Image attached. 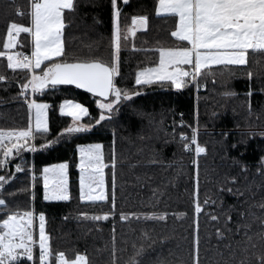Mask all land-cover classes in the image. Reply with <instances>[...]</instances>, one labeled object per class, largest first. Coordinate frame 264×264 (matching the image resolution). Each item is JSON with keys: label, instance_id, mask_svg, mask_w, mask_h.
Segmentation results:
<instances>
[{"label": "trees", "instance_id": "obj_1", "mask_svg": "<svg viewBox=\"0 0 264 264\" xmlns=\"http://www.w3.org/2000/svg\"><path fill=\"white\" fill-rule=\"evenodd\" d=\"M157 2L129 0L127 5H121L122 25H130L134 15L149 16V27L138 31L130 44L122 48V79L118 78L122 86L137 88L141 94L133 98L134 102L123 104L110 122H102L103 126H95L84 134L62 137L58 144L43 150L32 152L25 149L21 153L22 159L14 157V162L21 163L24 170L17 172L15 180L6 186L9 192L15 193L9 197L11 205L19 206L22 210L31 209L37 214L45 212L46 230L51 234L53 248L66 254L74 250L86 251L91 264H112L113 244L117 264H129L133 259L142 261V264H159L161 260L166 264H193L194 222L197 218L201 264H240L241 260L245 264H256L255 253L264 251V243L256 235L261 231L259 218H264V209L258 206L264 202V172L257 170L260 158L264 156V138L259 135L264 133V55H253L250 50L248 66L215 69L217 75L214 80H208L206 89L197 90L192 85L175 89L160 83L139 88L135 85L138 69L158 61V53L153 49L158 44L172 45L177 42L176 38L170 36V31L174 30V18L158 16L155 13ZM29 3L30 0H15L13 5L12 0H0V44L9 19L28 22V17L15 14L14 7L18 5L26 9ZM112 32L110 0H81L79 11L71 26L65 30L70 54H98L108 59ZM131 43H135L136 48H132ZM18 50L31 51L27 43ZM249 69L255 73L251 79L246 75ZM0 73L13 77L3 58H0ZM249 88L252 89L251 97L246 95ZM226 91L236 95L225 96ZM17 92L16 83L0 82V128L27 124L26 103L17 96ZM36 98L50 104L49 139L71 123V118L59 111V104L65 98L84 103L92 116H98V106L94 102L96 98L74 87L46 89L43 94L37 93ZM249 100L251 113L247 103ZM181 119L185 121L183 125ZM88 121L89 117H84V122ZM197 123L198 140L208 149L207 154L199 157L183 147L184 141L180 135L191 136L192 128ZM225 132L228 133L226 137L223 135ZM249 133L257 135L249 137ZM241 139H246L247 144L231 147ZM113 140L117 159V215L110 216L108 220L81 219L78 216L80 212L100 215L111 208V203L80 200L77 145L102 143L107 161ZM42 142L38 137L36 143ZM194 159L199 162V199L215 201L206 206L198 217L194 208ZM65 160L69 162L71 199L45 201L40 173L44 166ZM241 164L248 166L247 171L241 170ZM11 170L15 171L14 167ZM231 176L237 177V183L229 181ZM106 180L110 189V168L106 169ZM221 184L239 188L243 195L222 192ZM154 192L159 196L158 201ZM154 204L155 208L152 207ZM231 205L236 206L230 212L233 222L227 223L226 227L232 231L220 238L216 229L225 228V214ZM146 211H167L169 216L167 220H146L142 217L122 220L119 215L121 212ZM241 212L249 214L241 217ZM208 213L219 216L220 220H211ZM36 220L38 225V215ZM238 220L251 225L248 234L253 237L256 248H250L249 253L244 252L248 246L247 237L243 231L236 232L235 222ZM142 245L144 251L137 255V249Z\"/></svg>", "mask_w": 264, "mask_h": 264}, {"label": "snow or ice", "instance_id": "obj_2", "mask_svg": "<svg viewBox=\"0 0 264 264\" xmlns=\"http://www.w3.org/2000/svg\"><path fill=\"white\" fill-rule=\"evenodd\" d=\"M15 5V0H12ZM129 0H110L113 18V32L111 38V52L108 59L102 55L77 56L70 54L65 30L70 27L75 15L79 11L81 0H30L25 9L16 5L14 12L20 17H28V22H18L9 19L5 37L0 44V58L6 61L7 69L13 77L0 73V82H12L18 86L17 96L25 101L28 110L26 126L15 128H0V264H91L86 251L74 250L66 254L63 250H55L51 243V234L46 230V214H38L31 209H20L12 206L9 197L15 195L9 192L15 180L16 173L24 169L21 163L14 162V157H21L27 149L35 152L49 148L60 142L62 137L84 134L95 126H103L102 122H110L125 103L134 102L141 92L137 88L122 86L121 78V50L128 46L140 29L149 27L148 15H134L131 24H121L122 8ZM155 13L174 18V30L170 36L177 42L172 45L158 44L153 51L158 53V61L151 66L140 67L135 74V85L139 88L152 83L167 84L175 89H184L189 85L197 90L207 88L208 80L215 79L217 68L229 66H248L251 53L264 55V0H158ZM21 34H24L22 37ZM29 44L30 53L20 51L25 44ZM136 48L135 43H131ZM22 73L23 75H17ZM246 75L251 79L255 73L249 69ZM60 85H73L84 89L95 97L98 106V116H92L89 107L76 99L65 98L59 104V111L71 118V123L60 133L49 139V108L50 104L36 98L37 93L43 94L46 89H55ZM225 96L236 93L226 91ZM252 95V89L246 93ZM251 113V101H247ZM198 116V113H197ZM84 117L89 121L84 122ZM181 125L185 123L183 119ZM191 127V126H189ZM199 126L192 128L191 136L181 133L183 147L194 152L196 157L207 154V147L198 140ZM226 137L227 132L223 133ZM257 133H249L255 137ZM264 138V133H259ZM43 142L37 144V138ZM240 144H247L241 139L232 144L238 148ZM79 151L80 169L79 198L87 202L110 201L111 208L100 215L80 212L81 219L99 221L115 217L116 197V152L115 140L108 160H105L102 143H81L77 145ZM242 155V153H241ZM22 159V157H21ZM154 162V161H153ZM239 164L240 162L237 161ZM196 166V187L194 194V208L198 215L204 208L215 201L199 199V162L194 159ZM241 170L247 171L248 166L241 164ZM14 167L15 171L11 169ZM111 170V187L106 182L105 169ZM69 162L48 164L43 167L40 175L43 179L45 201H68L71 193L68 184ZM264 172V156L260 158L257 169ZM35 170H33V181ZM232 184L237 183V177H229ZM220 191L235 193L242 196L239 188L220 185ZM157 201V192L153 193ZM264 209V202L258 205ZM153 208L156 205H152ZM236 208L229 206L225 214V228H217L220 238L225 237L229 222H233L230 214ZM249 213L241 212V217ZM38 215V225L36 217ZM122 220L129 218H144L152 220H167V211H146L119 213ZM175 215V214H173ZM210 219L219 221L220 217L208 213ZM67 219V217H65ZM260 219L261 231L256 233L261 243H264V218ZM236 232L243 231L247 237L249 249H255L253 237L248 234L251 225L236 221ZM199 220L194 222L193 264H201L200 260V232ZM113 232L115 229L113 228ZM147 238V233L144 234ZM115 241V236H113ZM135 247V245H134ZM231 247V245H229ZM38 248V253H37ZM143 245L137 249V255L143 253ZM112 264H117L116 248L113 244ZM256 264H264V251L255 253ZM129 264H142V261L130 260ZM159 264H166L161 260ZM240 264H245L241 260Z\"/></svg>", "mask_w": 264, "mask_h": 264}, {"label": "rangeland", "instance_id": "obj_3", "mask_svg": "<svg viewBox=\"0 0 264 264\" xmlns=\"http://www.w3.org/2000/svg\"><path fill=\"white\" fill-rule=\"evenodd\" d=\"M61 113V112H60ZM62 114V113H61ZM62 115H65V116H67V114L66 113H63ZM74 135H76V134H74ZM73 135V136H74ZM69 137H72V136H69ZM77 156H78V164H79V159H80V157H79V151H78V148H77ZM78 164H77V168H78ZM79 169V168H78ZM105 172H106V169H105ZM79 177H80V169H79ZM106 182H107V180H106ZM68 184H69V169H68ZM69 190H70V185H69ZM79 193H80V185H79ZM48 202H58V201H48ZM84 202H87V201H84Z\"/></svg>", "mask_w": 264, "mask_h": 264}, {"label": "water", "instance_id": "obj_4", "mask_svg": "<svg viewBox=\"0 0 264 264\" xmlns=\"http://www.w3.org/2000/svg\"><path fill=\"white\" fill-rule=\"evenodd\" d=\"M60 86H69V87H74V88H76V89H78V90H81V91H83V92H86V93H88L86 90H84V89H79V88H77L76 86H73V85H60ZM88 94H90V93H88ZM91 95V94H90Z\"/></svg>", "mask_w": 264, "mask_h": 264}, {"label": "crops", "instance_id": "obj_5", "mask_svg": "<svg viewBox=\"0 0 264 264\" xmlns=\"http://www.w3.org/2000/svg\"><path fill=\"white\" fill-rule=\"evenodd\" d=\"M158 16H166V15L161 14V15H158ZM143 30H145V29H140V30H138V31H143ZM138 31H137V32H138Z\"/></svg>", "mask_w": 264, "mask_h": 264}]
</instances>
